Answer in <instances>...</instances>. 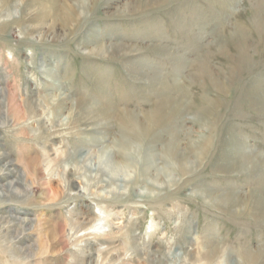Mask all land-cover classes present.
Instances as JSON below:
<instances>
[{"label":"rangeland","instance_id":"1","mask_svg":"<svg viewBox=\"0 0 264 264\" xmlns=\"http://www.w3.org/2000/svg\"><path fill=\"white\" fill-rule=\"evenodd\" d=\"M77 1L0 0V119L15 101L0 127V169L12 166L0 192L13 181L23 191L0 197V264H264V215L252 198L264 193V108L249 101L264 103V0H81L93 6L87 19L63 23ZM22 2L28 14L16 13ZM48 6L43 20L57 36L31 34ZM162 101L183 108L175 127L152 119ZM93 104L107 117L70 120L72 108ZM173 134L196 158L191 172L169 159ZM129 148L152 156L148 178L167 168L175 179L151 193L136 167L112 172ZM227 194L239 210L210 201Z\"/></svg>","mask_w":264,"mask_h":264},{"label":"bare ground","instance_id":"2","mask_svg":"<svg viewBox=\"0 0 264 264\" xmlns=\"http://www.w3.org/2000/svg\"><path fill=\"white\" fill-rule=\"evenodd\" d=\"M25 2H22L21 4H19L20 5V8H18V10H17V14H20V13H25V14H28L27 13V8H30V4H24ZM164 3V2H163ZM91 5V6H90ZM152 6V5H151ZM17 7V6H16ZM65 8H64V10H63V12L61 13V14H59L60 16H61V20L63 21V23H66V24H69V23H74V22H76V23H78V21L80 22L81 20H83V19H87V13L89 12V11H92V9H93V6H92V4H90V3H87V4H84L83 2H81V0H78L77 1V3L75 4V5H71V4H65V6H64ZM89 10V11H88ZM49 11H50V7L48 6V7H44V8H42V11L40 12V13H42L41 15H40V17L42 18L41 20L43 21V22H39V24L38 25H35V26H31V27H28V29H29V31H30V33L32 34H36L37 36L38 35H40V37H47V36H57V29H56V26L54 25V24H48L47 22H45V20H43V18H46V17H48L50 14H48L49 13ZM45 15H47V16H45ZM9 16V15H8ZM11 16V15H10ZM35 17V16H34ZM54 19V18H53ZM53 21H55V19L53 20ZM52 23H54V22H52ZM72 23V24H73ZM47 24H48V26H47ZM46 25V26H45ZM77 25V24H76ZM72 26V25H71ZM29 33V34H30ZM119 46L117 45V48H118ZM98 51H101V50H103V46H98ZM93 51H95L94 49L93 50H90V51H87L88 53H92ZM214 77V76H213ZM212 79V78H211ZM210 79V80H211ZM232 82V81H231ZM215 85V84H214ZM222 84H218L217 85V87L219 88H222V86H221ZM213 86V85H212ZM206 90V89H205ZM255 91V90H254ZM1 92V91H0ZM161 96H163V95H161ZM255 96V95H254ZM164 97V96H163ZM166 97V96H165ZM164 97V98H165ZM205 97V96H204ZM162 98V97H161ZM169 98V97H168ZM167 98V99H168ZM211 98V97H210ZM14 100V99H13ZM12 99H11V101L9 100V98L8 99H6L5 100V107H6V111L4 112V115L2 116V119H3V121H2V119H0V127H2V126H4V124H7L8 122H9V118H8V114H9V112H10V110H11V108H12V105H14V102L12 103V101H13ZM161 100V99H160ZM218 100V99H217ZM169 101V100H168ZM249 101H250V103H251V105L254 107V108H258V109H261L260 107H263L264 108V103L262 102V100L261 101H256L255 100V98L253 97H251L250 96V99H249ZM178 102V101H177ZM253 102H255V103H260V104H258V107L255 105V103H253ZM176 105L175 106H173V103L171 104L172 106H173V108L171 107L170 109H171V111L169 110L168 111V109H169V107H168V102H165V101H162L161 103H159L158 105H157V107L153 110V111H151V112H153V113H151L152 114V119L154 118V117H157V116H163V115H166L167 116V119H170V117H174V116H179V115H181L182 114V112L184 111L183 110V108L182 107H179L178 105H177V103H176V101L174 102ZM209 103V102H208ZM89 104V103H88ZM64 105H65V103H64V99L63 98H60L59 100H58V102L57 103H55L54 105H53V109H54V116H57L58 117V115H60L61 113H62V111L65 109V107H64ZM94 105V104H93ZM93 105H91L92 106V108H93ZM78 106V105H77ZM80 106V105H79ZM78 106V107H79ZM91 106L90 107H88L86 110H84L82 107V109L81 108H76L77 110H76V112L73 110V108H72V110H70V120L72 121V120H75V116H74V114H78V113H84L83 114V116L84 117H78L79 119L77 120V121H81V122H85L86 120H88V119H92V116L94 115V117L93 118H95V113H98L97 115H96V117H107V115H108V113L106 114V112H98L99 111V109L101 110L102 108H95V105H94V109H92L91 108ZM197 106V105H196ZM225 106V105H224ZM100 107V106H99ZM18 108V107H17ZM154 108V107H153ZM188 108V107H187ZM104 110H105V108H103ZM102 109V110H103ZM196 109H198V107L196 108ZM32 110V109H31ZM187 110V109H186ZM200 110V109H199ZM82 111V112H81ZM97 111V112H96ZM106 111V110H105ZM24 112H25V109H24ZM23 112V113H24ZM107 112H109L108 110H107ZM26 114V113H25ZM161 114V115H160ZM105 115V116H104ZM160 117V118H161ZM132 118V117H131ZM163 118V117H162ZM162 118H161V120H162ZM122 120V119H121ZM123 120H124V118H123ZM147 120V119H146ZM150 120H151V118H150ZM155 121L157 120V119H154ZM174 120L175 119H170V120H168L167 122H169V123H167L166 122V124L169 126H167L168 127V129L170 128V127H173L174 126ZM126 121V120H125ZM129 121V120H128ZM133 121V120H132ZM136 121V120H135ZM165 121H166V119H165ZM137 122V121H136ZM153 122V121H152ZM163 122V121H162ZM56 123V122H55ZM126 123V122H125ZM131 123V122H130ZM139 123V122H138ZM153 124H155V123H150V122H148V125L146 126L145 125V127H143L142 128V130H144L145 131V135L143 136V137H147V135L148 136H150L149 134H152V126H153ZM162 124V123H161ZM138 125V124H137ZM142 125V124H141ZM157 125V124H156ZM155 125V126H156ZM160 125V124H159ZM11 126V125H10ZM139 126V125H138ZM161 126H163V124L161 125ZM175 127V126H174ZM166 129V128H165ZM135 131H136V129H135ZM138 133V132H137ZM130 134V133H129ZM126 136V135H125ZM134 136H136V135H134ZM133 135L132 136H128V137H125V140L121 143L123 146H124V149L127 147V145H130V143H131V145H132V140L134 139V138H131V137H134ZM140 136V135H139ZM142 137V138H143ZM171 137V136H170ZM235 137V136H234ZM172 140L168 143V148L167 149H169L170 150V154H171V157L169 158L170 159V161H172L175 165H177L178 167H179V169H180V171L182 172V173H188V172H191L192 171V168L193 167H195V165L197 164V161H196V158H192V157H190V153L188 152V151H182L181 150V148H180V145L179 144H176L175 143V141H177V140H175V135L173 134L172 135ZM179 138V137H178ZM212 138V137H211ZM210 138V139H211ZM177 139V138H176ZM212 141V140H211ZM201 142V141H200ZM130 145V146H131ZM200 145H201V143H199V147H200ZM207 145V144H206ZM132 147V146H131ZM130 147V148H131ZM133 147H134V145H133ZM139 147V146H138ZM123 148V147H122ZM128 149V158L126 159V164H124L123 166H121L120 165V163L119 162H117V161H114V163H112V165H110V167H111V169H112V172L113 171H117V172H120V171H123V169L125 168V169H127V168H130V167H136V169H138L140 172H138V173H140V175H144V176H146L147 178L150 176V174H152V173H150L151 172V170L152 169H154V168H156V164L154 165V162H152V159H151V157H150V153H149V155H148V152L147 151H145L144 149L142 150V151H140V152H138V153H134L133 152V150L132 149ZM141 148V147H140ZM232 148V147H231ZM147 149V148H146ZM209 149V148H208ZM148 150V149H147ZM150 150V149H149ZM194 150H195V148H194ZM204 150V151H203ZM145 151V152H144ZM206 151L207 150H205V148H203V147H200V149H198V151H196V152H198L197 154L198 155H203V153L205 152L206 153ZM195 152V151H194ZM106 154V153H105ZM2 155L3 154H1L0 155V159H2L3 157H2ZM104 155V154H103ZM196 155V154H195ZM140 156H142V158L140 157ZM250 156V155H249ZM138 157H140V158H138ZM200 157V156H199ZM251 157V156H250ZM5 159V158H4ZM3 160V159H2ZM141 160H142V163H141ZM168 160V159H167ZM166 160V161H167ZM3 161H5V160H3ZM169 161V163H172V162H170ZM251 161V160H250ZM168 162V161H167ZM65 166H67V165H65ZM168 166V165H167ZM254 166V165H253ZM10 167H12L11 166V162H6L4 165H3V167H2V169H0V172L2 171L3 172V169L5 170V171H9L10 170ZM17 167V166H16ZM69 167V166H68ZM68 167H64L65 168V171L67 170V168ZM198 167V166H197ZM70 168V167H69ZM12 169V168H11ZM173 170V169H172ZM10 172V171H9ZM135 172V171H134ZM76 172L74 171V170H72V169H70L69 171H68V174H69V177H67L68 179H67V181H66V185L68 186V189L72 192V191H74V190H76V189H78L77 187H76V185H75V180L73 179V176H74V174H75ZM165 174L166 175V177L167 178H169V180H159V178L161 177V174ZM36 175H39L37 172H36ZM139 175V174H138ZM186 175V174H185ZM21 176V175H20ZM25 176V175H24ZM153 176V178H148V179H146V180H141V181H139L140 183H144L145 182V184H146V189L149 191V192H153V190L155 189V188H164L165 186H167L168 185V182L169 181H172V180H174L175 178H174V176H173V174H172V172L170 171V169H167V168H162V169H159V172H158V174L157 175H152ZM182 176V175H181ZM26 178V177H25ZM24 177H20V180L22 181V182H25L26 181V179H25ZM100 180H102V181H104V179H100ZM100 180L98 181V183L100 182ZM100 184H101V182H100ZM103 184V183H102ZM9 187H7L8 189H3L1 192H0V197L2 198V197H9L10 196V194L12 193L13 194V196L15 195V196H18V197H21L22 195H23V191L21 190V189H19V188H17L18 186H17V182H11L9 185H8ZM100 186V185H99ZM119 186V185H118ZM30 187V186H29ZM105 190V189H104ZM102 191V190H101ZM119 191H121L120 189H119ZM110 193H111V191H110ZM204 193V192H203ZM254 193V192H253ZM260 193V192H259ZM49 194H52L51 193V191H50V189L47 191V193H45V195L46 196H48ZM222 196V195H221ZM252 198H253V201H254V205H253V207H254V209H255V211L254 212H257V213H255V214H263L264 215V193H262V194H258V193H254L253 195H252ZM211 201V203L212 204H215V205H217V206H223V207H228V208H230V209H233V207L235 208V207H237L238 205V203L240 202V198L237 196V195H235V194H227V195H225V196H222V197H220V196H213V198L210 200ZM237 205V206H236ZM237 209H238V207H237ZM239 210V209H238ZM102 212H104V210L102 211ZM240 212V211H239ZM103 214H105V212L103 213ZM106 215V214H105ZM108 215V214H107ZM100 220H101V222H98L97 224L95 223V225H94V227H96L98 230H102V228L105 226V224H104V221L106 220V216L105 217H101L100 218ZM28 222V221H27ZM108 222V221H107ZM41 224L39 223V226H40ZM36 226H37V224H36ZM43 227V226H42ZM110 228V227H109ZM38 229V228H37ZM57 229V230H56ZM56 229H51L49 232H50V239L52 238V241H54V240H56L57 238H58V235L61 233L60 231H61V228L60 227H58V228H56ZM112 229V228H111ZM110 229V230H111ZM130 230H132V229H130ZM99 232V231H98ZM131 232V231H130ZM129 232V233H130ZM78 234V233H77ZM61 236V235H60ZM133 236V235H132ZM129 237V236H128ZM75 240V239H74ZM73 240V241H74ZM60 242V241H59ZM216 249V248H215ZM139 251V250H138ZM202 252V251H201ZM203 253V252H202ZM211 253V252H210ZM203 256V255H202ZM206 256H207V254H206ZM210 256V255H209ZM208 257V256H207ZM211 257V256H210ZM213 257V256H212ZM188 258V257H187Z\"/></svg>","mask_w":264,"mask_h":264}]
</instances>
